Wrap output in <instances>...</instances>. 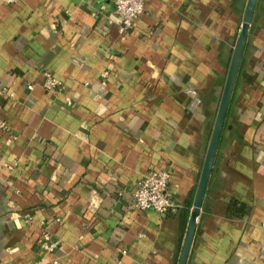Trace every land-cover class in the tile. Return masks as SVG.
<instances>
[{"label": "crops", "instance_id": "crops-1", "mask_svg": "<svg viewBox=\"0 0 264 264\" xmlns=\"http://www.w3.org/2000/svg\"><path fill=\"white\" fill-rule=\"evenodd\" d=\"M246 3L147 0L123 34L114 0H0V264H178ZM150 170L166 214L132 206ZM188 264H264V0Z\"/></svg>", "mask_w": 264, "mask_h": 264}, {"label": "water", "instance_id": "water-1", "mask_svg": "<svg viewBox=\"0 0 264 264\" xmlns=\"http://www.w3.org/2000/svg\"><path fill=\"white\" fill-rule=\"evenodd\" d=\"M258 2L259 0H247L244 9L241 27L229 63L223 93L219 103L210 142L207 148L203 168L199 178L194 204L188 220L178 264H188L190 258L201 210L207 194L210 177L215 165L221 139L226 128L234 90L241 72L249 42V36L251 33V26L256 13Z\"/></svg>", "mask_w": 264, "mask_h": 264}, {"label": "built area", "instance_id": "built-area-1", "mask_svg": "<svg viewBox=\"0 0 264 264\" xmlns=\"http://www.w3.org/2000/svg\"><path fill=\"white\" fill-rule=\"evenodd\" d=\"M4 1L14 4L20 0ZM146 2L147 0H114V9L119 19L121 33L128 34L132 31L137 19L145 11ZM43 85L46 90L55 93L61 91L62 88V82L51 73H46ZM29 88H32V85ZM0 130L9 131V125L6 121L0 120ZM10 137L15 139L16 135L10 134ZM169 183L170 173L168 170H150L142 175L135 185L133 208L140 211L154 210L161 214H166L175 209L177 204L172 199ZM59 246V239L43 223L42 247L50 253H55ZM55 264L60 263L56 260Z\"/></svg>", "mask_w": 264, "mask_h": 264}, {"label": "trees", "instance_id": "trees-1", "mask_svg": "<svg viewBox=\"0 0 264 264\" xmlns=\"http://www.w3.org/2000/svg\"><path fill=\"white\" fill-rule=\"evenodd\" d=\"M248 44H249V42H248ZM243 64H244V61H243ZM243 64H242V67H243ZM237 82H238V80H237ZM233 96H234V94H233ZM190 209H191V202H187V204L185 205V207L183 209L184 214L182 215L183 218H184L183 220H184L185 226H186V223H187V220H188V216H189V213H190ZM228 211L232 215L241 217V216H244L245 215V213L247 211V205L244 202H241V201H238L236 199H233V200H231L229 202Z\"/></svg>", "mask_w": 264, "mask_h": 264}]
</instances>
